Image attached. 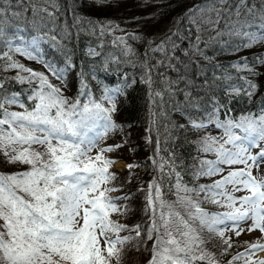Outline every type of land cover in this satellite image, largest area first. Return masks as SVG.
Listing matches in <instances>:
<instances>
[{
  "label": "snow or ice",
  "instance_id": "6c2138e0",
  "mask_svg": "<svg viewBox=\"0 0 264 264\" xmlns=\"http://www.w3.org/2000/svg\"><path fill=\"white\" fill-rule=\"evenodd\" d=\"M109 2L94 0L97 6H105ZM11 5L12 0H0V43L7 47L3 57L8 61V69L19 70L13 80L29 85L35 83L36 87L31 89L28 97L34 101L30 107L20 101L18 93L0 95V153L10 164L29 166L23 172L0 173V264H112L113 259L120 264L125 245L136 241L134 247L137 250L146 246L141 244L140 225L129 227L112 219L113 214L126 216L129 211L126 205L119 203L129 197L110 195L121 189L111 186L116 179L115 173L110 171L115 161L105 156V153L121 145L101 148L95 156L90 155L104 135L122 127L112 119L116 104L111 95L105 96L111 107H105L91 96L87 103H81L79 98L69 101L62 89L51 83L45 73L14 60L10 52L36 60L55 79L63 82L66 71L72 67L70 56L65 67L58 68L42 59L39 52L45 40L54 42L57 47H64L62 42L71 39V31L67 22L62 26L57 23V0H43L42 4L39 0H27L26 5L24 0H16L19 11H11ZM29 9L32 12V26L38 34L28 41L18 34L8 35L9 12L13 20H20L24 19ZM73 19L72 27L82 30L81 26L87 24L91 35L98 30L102 36L118 27L110 22L100 24L99 21L85 20L75 15ZM186 20V34H181L177 29L159 44H150V52L163 55L157 65L166 63L168 67H174L172 61L179 59L175 56L179 50L176 40L188 41L189 47L184 50V55L189 62L193 56L210 60L204 48L212 43L218 44L222 50L231 49L234 52L264 43V0H202V3L189 9ZM16 31L18 33L20 30ZM41 31L43 35L39 34ZM206 32L214 35L205 40L203 34ZM225 37L226 40L223 39ZM117 39L125 45L126 53L134 54L125 37ZM130 39L139 37L132 35ZM14 41H20L25 46ZM33 52L37 54L33 55ZM89 54L97 53L89 49ZM258 65H264V56L253 57L251 63L248 57H243L229 67L255 76L259 75ZM141 67L144 69L145 83L151 85L152 67L147 60ZM215 79L227 84L226 94L240 95L243 92L250 98L256 88L244 76L239 77L242 85L228 84L233 77L227 71ZM178 83L179 80H165V91L170 96L174 95L173 86ZM192 83L185 80L186 85ZM3 88L4 84L0 82V89ZM86 88L87 85L82 82V89ZM85 94L81 92V95ZM154 95L162 99L163 94L156 91ZM184 98L185 109L200 108L199 100L193 98L191 91H184ZM6 105H18L23 111H10ZM221 107L218 101H214L211 110L205 114L206 119L189 118V125L193 129L206 130L209 125H214L223 130L221 137L210 134L201 137L199 151L212 153L216 159L200 160L193 173L196 178L220 175V179L211 184L189 187L181 182L178 172L174 173L171 156L167 160L161 157L159 161H152L162 174L161 178H164L165 166L169 169L168 176L174 173L176 183L173 187L177 198L172 202L165 200L159 181L154 179L149 183L145 212L150 216L144 236L146 240H152L153 245L148 264H196L197 261L218 264L214 254L203 248L206 241L201 233L205 230L219 236L222 243L227 245L221 255H226L233 246L231 238H225V233L233 231L239 237L245 231L241 225L248 221H251L248 232L259 230L264 235V177L257 178L252 173L253 168L259 169L264 164V108L259 115L249 113L238 119L221 120ZM175 110L182 109L176 106ZM256 148L259 151L253 154L252 150ZM232 165L244 167L231 169ZM223 166H229L226 175H221L225 172ZM127 167L131 170L138 165L129 164ZM240 191L247 194L236 196L235 193ZM203 202L227 210L208 212L201 207ZM122 232H135V236H121ZM257 252H264V243L259 240L250 243L245 252L233 256L229 264L238 260H244V264H264V259H251Z\"/></svg>",
  "mask_w": 264,
  "mask_h": 264
},
{
  "label": "trees",
  "instance_id": "16d2710c",
  "mask_svg": "<svg viewBox=\"0 0 264 264\" xmlns=\"http://www.w3.org/2000/svg\"><path fill=\"white\" fill-rule=\"evenodd\" d=\"M39 2L42 4L43 0ZM57 3L59 5L57 23L62 26L67 22L71 31V39L62 42L64 47H57L54 42L45 40L41 45L43 50L40 49V52L44 54L39 52V56L58 68H64L70 56L72 67L66 71L64 81L55 79L45 66L36 60H30L27 56L16 52H10L9 55L25 67L45 73L51 83L62 89L63 95L69 101L79 98L81 103H87L91 96L96 102L103 103L105 107H111L105 96H112L116 104L112 119L122 127L113 130V134L107 137V141L116 142L121 147L112 153H105V156L114 161L124 160L127 165H138L131 170L127 167L123 172L116 171L113 166L110 168V171L116 175L111 186L121 189L110 195L129 197L127 200L119 201L120 205L128 207L127 215L113 214L112 219L119 220L129 227L140 225L141 244L146 245L140 247L139 250L134 247L136 241L125 245L121 253L120 264H148L152 256L153 245V241L146 240L144 236L150 216L145 212L149 183L154 179L158 180L163 198L172 202L177 198L173 187L176 183L174 173L178 172L181 182L189 187L211 184L218 180L216 176L196 178L193 173L200 160L216 159L212 153L199 151L201 137L207 134L221 137L223 130L214 125H209L206 130L193 129L189 125V118L206 119L205 114L211 110L214 101H218L223 106L219 112L221 120L238 119L249 113L259 115L261 109L264 108V65L257 66L259 75L255 76L247 72H237L229 66L241 61L243 57H248L251 63L253 57L264 56V43L238 52L231 49L222 50L215 43L207 48H204L202 44L205 55L211 59L205 60L202 56H193L189 62V58L184 55V50L189 47L188 41L176 40L179 50L176 51L175 56L179 59L172 61L174 67H168L166 63L157 65V61L162 60L163 55L159 52H150V44L152 46L159 44L177 29L181 34H186V14L189 9L202 3V0H110L105 6H97L94 0H57ZM24 4H27V0H24ZM19 10L16 7V0H12L11 11ZM74 15L85 20L99 21L100 24L110 22L111 25L118 27L114 31H107L102 36L98 30L95 35H91L87 24L81 26L82 30L72 27ZM31 21L30 9L26 12L24 19L20 20H13L9 12L10 26L6 31L10 36L18 34L25 38H32L38 33ZM17 29L20 30L18 33ZM39 34L43 35V31ZM132 35L138 36L139 39H130ZM213 35L212 32H206L203 38L207 40ZM121 36L125 37L127 44L134 49V54L125 52V45L117 39ZM57 39L59 40V36ZM173 39L176 38L173 37ZM223 39L226 40L227 37ZM14 43L21 44L20 41H14ZM21 46L25 45L21 44ZM89 49H93L97 54L90 55ZM5 51L7 47L0 43V82L4 84V88L0 89V95L18 93L20 101L26 107H30L34 101L29 100L28 97L36 84L29 85L27 82L22 84L12 79L19 70L7 68L8 61L3 57ZM36 54L33 52V55ZM149 57L152 58L149 59ZM146 60L152 67L153 83L151 85L145 83L144 69L141 67ZM185 65H188L187 68ZM214 65L221 67L216 68ZM224 71L231 73L233 77L228 84L242 85L243 81L239 79L240 76L251 80L256 85L252 96L249 98L243 92L240 95L226 94L227 84L220 79H215L221 77ZM21 74L28 75L27 73ZM165 80H179V83L173 86L174 95L170 96L165 91ZM185 80H191L192 85H186ZM206 80L207 84H205ZM82 82L87 85L86 89H82ZM109 89H120L121 91L108 92ZM82 91L86 94L81 95ZM156 91L163 94L162 99L155 97ZM184 91H191L193 98L199 100V109H185ZM176 106L182 110H175ZM6 107L10 111H23L18 105H6ZM169 156L174 160V173L168 176L169 169L165 166L164 178H161L162 174L154 167L152 161L153 159L159 161L161 157L167 160ZM28 167L18 163L10 164L0 153V173L23 172L28 170ZM201 207L208 212L227 210L209 202H203ZM120 235L135 236V232H122ZM201 235L206 241L203 245L204 250L213 253L218 264H229L233 256L245 252L249 244L256 242L259 238V236L235 238L231 241L233 246L228 249L227 254L221 255L223 248H227L221 238L206 230ZM241 261L244 262V260L236 262ZM236 262L234 264H238ZM112 264H116L115 259L112 260ZM196 264H205V262L197 261Z\"/></svg>",
  "mask_w": 264,
  "mask_h": 264
},
{
  "label": "rangeland",
  "instance_id": "374dc122",
  "mask_svg": "<svg viewBox=\"0 0 264 264\" xmlns=\"http://www.w3.org/2000/svg\"><path fill=\"white\" fill-rule=\"evenodd\" d=\"M24 39H26L27 41L28 40H30L31 39V37H28V38H25L24 37ZM42 45V44H41ZM40 49L41 50H43L41 47H40ZM41 53V52H40ZM43 54H44V52H42ZM41 53V54H42ZM42 54V55H43ZM52 58L54 57V55L52 54V56H51ZM50 57V58H51ZM101 123H103V122H101ZM97 131H102V129H97ZM108 134V135H107ZM106 135H104L100 140H99V143H98V145H97V147H95V148H93V150H92V152L90 153V155H92V156H95L99 151H100V149L101 148H106V147H109V146H115V145H117L116 144V142H113V141H107V137L109 136V135H112L113 134V130H110L108 133H107ZM115 151V150H114ZM114 151H112V152H114ZM259 151V148H256V149H253L252 150V152H253V154H255V153H257ZM112 152H108V153H112ZM113 167H114V169H116V171H118V172H123L126 168H127V162L126 161H124V160H118V161H115V163L112 165ZM224 168H225V172L224 173H222L221 175H226L227 174V171L229 170V166H223ZM244 166L243 165H232L231 166V169H239V168H243ZM252 173H253V175L254 176H256L257 178H261V177H264V164H262L261 166H260V168L259 169H256V168H253L252 169ZM218 179H220L221 178V176L220 175H217L216 176ZM231 190V186H229V191ZM247 193L246 192H243V191H240V192H236L235 193V195L236 196H243V195H246ZM251 225V221H248V222H246V223H244V224H242L241 225V227H243L244 229H245V231L239 236V237H237L236 235H235V232H233V231H227L226 233H225V237L226 238H231V241L233 240V239H235V238H241V239H243L244 237H256V236H259V238L257 239V240H259L261 243H264V235H262L260 232H259V230H256V231H254V232H248L247 231V229H248V227ZM240 239V240H241ZM260 252H257L253 257H252V259L253 260H259V259H264V255L263 256H261L260 257ZM236 262V261H235ZM242 262V261H241ZM238 263V262H236V263H238V264H244V262H242V263Z\"/></svg>",
  "mask_w": 264,
  "mask_h": 264
},
{
  "label": "bare ground",
  "instance_id": "6f19581e",
  "mask_svg": "<svg viewBox=\"0 0 264 264\" xmlns=\"http://www.w3.org/2000/svg\"><path fill=\"white\" fill-rule=\"evenodd\" d=\"M259 255H260V257H261V256H263V255H264V252H260V254H259ZM263 257H264V256H263Z\"/></svg>",
  "mask_w": 264,
  "mask_h": 264
}]
</instances>
